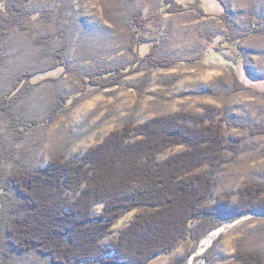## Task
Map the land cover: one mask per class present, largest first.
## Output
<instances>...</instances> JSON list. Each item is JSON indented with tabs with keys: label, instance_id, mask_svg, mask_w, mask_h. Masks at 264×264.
Wrapping results in <instances>:
<instances>
[{
	"label": "rangeland",
	"instance_id": "374dc122",
	"mask_svg": "<svg viewBox=\"0 0 264 264\" xmlns=\"http://www.w3.org/2000/svg\"><path fill=\"white\" fill-rule=\"evenodd\" d=\"M221 1L224 13L216 0H198L206 12L202 15L195 9L166 13L161 0H30L26 10L32 14L1 42L0 98H9L17 76L46 69L58 49L65 50L67 67L63 72L38 73L23 97L9 102L7 113L0 110L2 170L45 169L54 156L78 160L126 125L135 127L178 112L202 115L213 108L220 115L227 112L240 124L264 125V81L260 80L264 79V0ZM133 14H140L143 20L138 38L148 43L141 54H148L154 63L168 60L173 64L155 68L142 58L138 70L125 75L119 85L101 88L86 84V74L134 60L130 49L136 31ZM222 15L237 29L249 28L255 19L260 21V33L239 45L245 71L252 77L240 66L236 76L230 69L235 55L222 44L226 31ZM61 95L71 96L75 105L47 118ZM224 134L227 138L244 137L253 148L223 165L211 203L225 194L236 202L238 190L249 185L260 186L264 197V135L249 137L246 129L226 125ZM183 149H166L158 160ZM4 194L6 205L18 200L12 192ZM101 209L102 205H96L93 213ZM138 213L124 214L101 242L116 239ZM209 248L214 250L213 264H237L239 249L264 255V213L225 222L198 244L183 240L170 254L150 264H167L187 251L193 254L188 257H192L189 264H198L200 254ZM3 252L9 256V264H44L32 252L22 255L9 250L0 239V262Z\"/></svg>",
	"mask_w": 264,
	"mask_h": 264
},
{
	"label": "trees",
	"instance_id": "16d2710c",
	"mask_svg": "<svg viewBox=\"0 0 264 264\" xmlns=\"http://www.w3.org/2000/svg\"><path fill=\"white\" fill-rule=\"evenodd\" d=\"M29 1L0 0V57L1 42L32 14L26 10ZM161 1L166 13L195 9L206 15L198 0ZM216 2L224 13L225 4ZM132 16L136 31L132 33L130 49L134 60L86 74V84L101 88L119 85L125 75L138 70L142 58L155 68L173 64L168 60L154 63L148 54H141L148 46L138 38L143 20L140 14ZM221 19L226 29L222 44L235 55L230 69L236 76V67L240 66L248 76L239 45L260 33V21L255 19L249 28L237 29L226 16ZM64 51H55L46 69L17 76L9 98H0V110L7 113L9 102L23 97L38 73L66 70ZM75 103L71 96H58L47 118L60 115ZM225 125L244 128L249 137L264 135V125L240 124L227 112L220 115L216 109L208 108L202 115L178 112L135 127L126 125L89 148L78 160L54 156L45 169L10 173L0 165V239L9 250L22 255L32 252L44 264H150L170 254L183 240L198 244L225 222L253 212L264 213L263 189L258 185L240 188L236 202L228 194L210 201L223 165L253 148L244 137L227 138ZM178 146L184 149L158 160L166 149ZM6 191L14 193L18 200L6 205ZM99 204L102 209L94 214L93 207ZM136 210L140 213L116 239L101 242L124 214ZM213 251L209 248L200 254L198 264H213ZM192 255L187 251L167 264H189L188 257ZM235 260L237 264H264V255L239 249ZM0 263L9 264L7 253H2Z\"/></svg>",
	"mask_w": 264,
	"mask_h": 264
},
{
	"label": "water",
	"instance_id": "95a60500",
	"mask_svg": "<svg viewBox=\"0 0 264 264\" xmlns=\"http://www.w3.org/2000/svg\"><path fill=\"white\" fill-rule=\"evenodd\" d=\"M192 257H193V256H192ZM192 257H191L190 261L192 260Z\"/></svg>",
	"mask_w": 264,
	"mask_h": 264
}]
</instances>
